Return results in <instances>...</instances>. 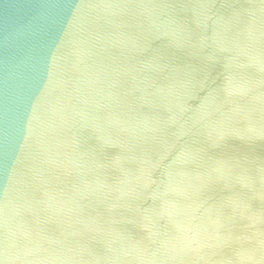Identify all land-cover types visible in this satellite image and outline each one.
<instances>
[{"label":"water","instance_id":"water-1","mask_svg":"<svg viewBox=\"0 0 264 264\" xmlns=\"http://www.w3.org/2000/svg\"><path fill=\"white\" fill-rule=\"evenodd\" d=\"M0 264H264V0H0Z\"/></svg>","mask_w":264,"mask_h":264}]
</instances>
